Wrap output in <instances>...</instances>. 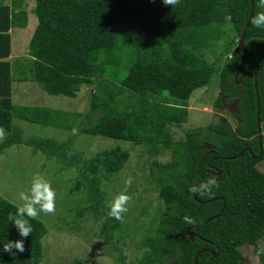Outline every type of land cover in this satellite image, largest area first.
Instances as JSON below:
<instances>
[{"label": "trees", "instance_id": "obj_1", "mask_svg": "<svg viewBox=\"0 0 264 264\" xmlns=\"http://www.w3.org/2000/svg\"><path fill=\"white\" fill-rule=\"evenodd\" d=\"M250 2L179 0L170 6L163 0H34L31 13L37 23L28 42V57L12 62L7 60L8 31L26 28L28 11L24 0L0 5V128L6 133L0 153L24 144L76 168L74 189L84 192L85 210L108 241L118 220L106 218L109 209L103 204L101 185L123 169L128 151L115 146L84 159L71 151L70 139L24 138L13 119L126 141L151 151L158 146L170 150L168 162L154 161L156 169L151 168L160 184L164 211L154 235L143 242L147 249L136 264H194L200 251L204 252L197 264H245L238 248L250 245L256 250L257 242L264 239V174L255 167L264 157L263 147L253 159L260 152L256 93L261 129L264 126V28L250 22L243 49L239 47ZM257 3L253 0V15L259 11ZM225 24L235 35L222 48L228 57L220 66L209 64L202 51L220 39ZM243 52L237 85L233 76ZM214 72L219 78L215 106L224 108V98L225 105L238 100L237 113L232 114L235 126L209 124L186 130L183 140L173 141L169 127L186 123L188 111L171 102L188 101ZM14 81H32L50 96L70 99L89 86L87 112L14 105L10 100ZM202 174L198 185L209 178L216 181L211 194L196 191ZM15 211V205L0 197V264H41V239L47 229L33 219L31 235L20 237L7 219ZM185 216L195 223H185ZM187 229L195 234L193 241ZM17 239H24V252L3 251L8 240ZM259 258L264 264V255Z\"/></svg>", "mask_w": 264, "mask_h": 264}, {"label": "rangeland", "instance_id": "obj_2", "mask_svg": "<svg viewBox=\"0 0 264 264\" xmlns=\"http://www.w3.org/2000/svg\"><path fill=\"white\" fill-rule=\"evenodd\" d=\"M28 11L27 26L24 29L10 28V56L8 61L28 57V42L36 26L37 19L31 13L34 0H24ZM0 5L9 6L10 0H0ZM235 38L230 26L225 24L219 40L202 51L209 64L221 65L228 57L222 48ZM235 44L232 46L234 47ZM218 72H214L205 87L196 89L186 102H171L184 106L188 111L187 121L181 125L169 127L173 141L183 140L186 130L206 127L209 124L228 122L232 127L235 121L226 108L215 106L218 95ZM90 87H81L73 99L64 96H50L32 81H14L11 86V103L19 106H44L63 111L85 114L88 109ZM166 95V93H164ZM13 125L22 130L24 138L54 139L57 142L71 140V151L89 159L99 151L120 146L128 151L129 158L123 169L114 174L109 182L101 185L103 204L106 208L109 200L124 191L125 180L132 177V186L127 194L131 200L127 205L123 222L118 220V227L107 241L102 236L99 223L92 214L85 210L86 196L83 191H76L74 183L76 168L64 166L41 151H34L24 144L14 145L0 153V197L17 205L18 194L29 188L34 173H40L51 182L56 192L55 213H40L36 218L42 222L47 233L41 239V264H66L75 260L82 264H136L147 249L143 242L151 238L158 227V220L164 211L159 198L160 184L151 172L154 161L166 163L170 160V150L134 145L130 142L107 139L98 136L76 134L75 130L64 131L52 127H43L22 120L13 119ZM1 129V128H0ZM264 129V126H263ZM3 130V129H2ZM6 133L0 137V143ZM264 152V134H263ZM156 148V149H155ZM264 174V157L257 165ZM245 264H262L259 256L264 255V239L257 242V248L243 245L238 248ZM165 264H173L166 261Z\"/></svg>", "mask_w": 264, "mask_h": 264}, {"label": "clouds", "instance_id": "obj_3", "mask_svg": "<svg viewBox=\"0 0 264 264\" xmlns=\"http://www.w3.org/2000/svg\"><path fill=\"white\" fill-rule=\"evenodd\" d=\"M165 5L175 6L179 0H163ZM257 11L251 18L250 22L254 27L264 28V0H258ZM3 135V130L0 129V137ZM132 177L125 180L124 191L116 194L108 202L109 211L106 218H114L123 222L124 214L128 211L127 205L131 200V196L127 194L128 188L132 186ZM216 186L214 178H209L206 182L201 183L196 187V191L203 194H211L212 188ZM19 204L15 205L16 211L8 213V221L17 229L19 236L28 238L33 229L30 220L36 219L40 213L54 214L56 192L52 188L51 182L40 173H34L30 181L29 188L26 191H21L18 194ZM184 222L187 224L195 223L194 219L185 216ZM24 239L8 240L3 245L4 252H12L13 249L18 252H24Z\"/></svg>", "mask_w": 264, "mask_h": 264}, {"label": "water", "instance_id": "obj_4", "mask_svg": "<svg viewBox=\"0 0 264 264\" xmlns=\"http://www.w3.org/2000/svg\"><path fill=\"white\" fill-rule=\"evenodd\" d=\"M252 16H253V0H251V2H250V15H249L248 21H247V23L245 24V26H244V28H243V31H242V34H241V37H240V40H239V47L242 48V49H243V41H244V37H245V32H246V30H247V27H248L249 24H250V18H251ZM243 62H244V52H243V56H242L241 62H240L238 68L236 69V71H235V73H234V76H233L234 80L237 79V77H238V73H239V71H240V69H241V67H242V65H243ZM256 77H257V72H256V74H255V76H254V80L256 79ZM240 83H241V79H239L238 81L236 80V84H237V85H239ZM256 100H257V105H256V127H257V138H258V143H259V150H260V152H259V155H258V156H253V159L258 158V157L261 155V148H262V142H261V140H262V130H261V123H260V119H259L260 105H259V99H258V95H257V93H256ZM222 104H223V106H224L225 108H227V109L229 110V112H231L232 114L237 113L238 100L234 101V102H233L232 104H230V105H225V104H224V99H222ZM206 148H210V146H209V145H206ZM245 150H246V151H250L249 148H245ZM239 155L241 156V155H242V152H241ZM203 176H204V174H202V175L200 176V178H199V180H198L196 186L202 181ZM216 176L219 178V177H220V174L217 173ZM196 186H195V187H196ZM192 194H193V191H192ZM194 199H195V197H194ZM222 211H223V210H222ZM222 211H221V213H222ZM219 217H220V214L217 215V216L215 217V219H218ZM208 222H209V220H207L205 223H208ZM187 234L189 235V238H190L191 241H193V240L195 239V237H196L195 234L190 233V230H189V229H187ZM202 252H204V251H200V252H198V253L196 254V256L194 257V264H197V257H198ZM215 256H217V255H213V257H215Z\"/></svg>", "mask_w": 264, "mask_h": 264}, {"label": "crops", "instance_id": "obj_5", "mask_svg": "<svg viewBox=\"0 0 264 264\" xmlns=\"http://www.w3.org/2000/svg\"><path fill=\"white\" fill-rule=\"evenodd\" d=\"M10 98H11V97H10ZM261 130H262V139H263L264 129L262 128ZM262 160H263V159H262ZM259 162H260V161H259ZM259 162H258V163H259ZM258 163H257V164H258ZM257 164H256V165H257ZM256 165H255V167H256Z\"/></svg>", "mask_w": 264, "mask_h": 264}, {"label": "flooded vegetation", "instance_id": "obj_6", "mask_svg": "<svg viewBox=\"0 0 264 264\" xmlns=\"http://www.w3.org/2000/svg\"><path fill=\"white\" fill-rule=\"evenodd\" d=\"M224 101H225V98H224ZM226 110H228L227 108H226ZM228 112H229V110H228ZM231 113V112H230ZM232 114V113H231Z\"/></svg>", "mask_w": 264, "mask_h": 264}]
</instances>
